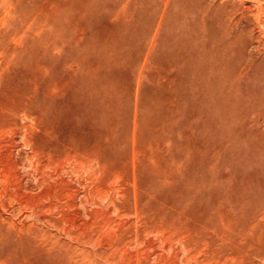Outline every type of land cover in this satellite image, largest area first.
<instances>
[{
  "label": "rangeland",
  "instance_id": "rangeland-1",
  "mask_svg": "<svg viewBox=\"0 0 264 264\" xmlns=\"http://www.w3.org/2000/svg\"><path fill=\"white\" fill-rule=\"evenodd\" d=\"M0 250L264 264V0H0Z\"/></svg>",
  "mask_w": 264,
  "mask_h": 264
},
{
  "label": "bare ground",
  "instance_id": "bare-ground-1",
  "mask_svg": "<svg viewBox=\"0 0 264 264\" xmlns=\"http://www.w3.org/2000/svg\"><path fill=\"white\" fill-rule=\"evenodd\" d=\"M13 260L11 256H8L0 250V264H13Z\"/></svg>",
  "mask_w": 264,
  "mask_h": 264
}]
</instances>
